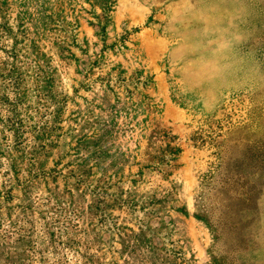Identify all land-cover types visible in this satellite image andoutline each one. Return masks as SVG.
Instances as JSON below:
<instances>
[{
	"label": "rangeland",
	"instance_id": "374dc122",
	"mask_svg": "<svg viewBox=\"0 0 264 264\" xmlns=\"http://www.w3.org/2000/svg\"><path fill=\"white\" fill-rule=\"evenodd\" d=\"M0 264H264V0H0Z\"/></svg>",
	"mask_w": 264,
	"mask_h": 264
},
{
	"label": "trees",
	"instance_id": "16d2710c",
	"mask_svg": "<svg viewBox=\"0 0 264 264\" xmlns=\"http://www.w3.org/2000/svg\"><path fill=\"white\" fill-rule=\"evenodd\" d=\"M229 262H232V260H229Z\"/></svg>",
	"mask_w": 264,
	"mask_h": 264
}]
</instances>
